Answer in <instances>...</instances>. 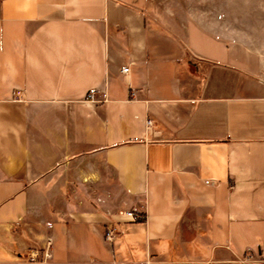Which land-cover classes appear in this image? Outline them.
<instances>
[{"label":"crops","instance_id":"1","mask_svg":"<svg viewBox=\"0 0 264 264\" xmlns=\"http://www.w3.org/2000/svg\"><path fill=\"white\" fill-rule=\"evenodd\" d=\"M263 75L181 0H0V264H264Z\"/></svg>","mask_w":264,"mask_h":264},{"label":"rangeland","instance_id":"2","mask_svg":"<svg viewBox=\"0 0 264 264\" xmlns=\"http://www.w3.org/2000/svg\"><path fill=\"white\" fill-rule=\"evenodd\" d=\"M214 32L241 40L264 61V0H181ZM264 76V75H263Z\"/></svg>","mask_w":264,"mask_h":264},{"label":"built area","instance_id":"3","mask_svg":"<svg viewBox=\"0 0 264 264\" xmlns=\"http://www.w3.org/2000/svg\"><path fill=\"white\" fill-rule=\"evenodd\" d=\"M130 71V67L128 66V67H124L123 69H122V72L123 73H128ZM95 92H91L90 94H89V98H88V100L89 101H94L95 100ZM152 121L149 119L148 121H147V123H148V125L151 123ZM126 215L128 216V217H130L131 219H133V220H139V219H141L142 218V216L140 215V214H137L136 212H134V211H128V212H126ZM114 229H107L106 230V233H105V236H106V238L108 239V240H112V238H113V236H114ZM51 241L52 240H49V242H48V244H47V247H51ZM36 254V253H35ZM47 253L45 252V255H46ZM37 255V254H36Z\"/></svg>","mask_w":264,"mask_h":264}]
</instances>
